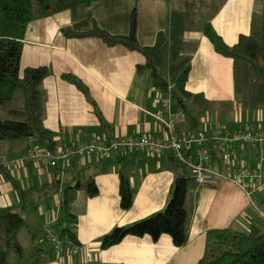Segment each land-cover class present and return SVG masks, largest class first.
I'll return each instance as SVG.
<instances>
[{
  "label": "crops",
  "instance_id": "0c3cea01",
  "mask_svg": "<svg viewBox=\"0 0 264 264\" xmlns=\"http://www.w3.org/2000/svg\"><path fill=\"white\" fill-rule=\"evenodd\" d=\"M182 2L102 0L28 25L20 69L46 67L50 70L42 81L45 93L42 125L54 133L57 153L91 138L161 136L163 119L182 111L181 106L158 90L159 83L152 80L148 71H137V66L144 63L140 53L122 46L108 47L97 38H65L61 31L82 33L96 25L111 35L125 36L135 10L137 42L142 47L152 46L158 32L168 34L171 11L180 9ZM252 2L222 0L205 20L210 21L227 45L232 46L240 35L250 32ZM202 24L194 23L183 36L181 55L191 60L186 91L203 94L213 105L235 100V108L240 109L234 98L232 60L214 52L201 33ZM63 75L79 80L88 89L90 100L62 79ZM165 100H169L168 106L164 105ZM185 112L187 117V109ZM245 113L251 114H243L245 117L235 114L234 120L251 115V122H264V109ZM212 126L208 123L205 128ZM198 128H202L199 121ZM188 129L187 119L177 125L179 132ZM32 147L44 149L46 146L35 138L0 142V166L6 167L16 183L9 182L0 172V208H21L20 188H34L24 202L27 207L22 212L28 228L19 233V242L21 236L30 247L44 241L46 225L56 221L57 227L66 226L75 234L78 247L77 250L66 248L61 253H54L47 247L42 264H197L204 253L209 230L240 232L238 230H249L252 225L264 223V209L258 208L253 200L256 194L248 197L238 186L224 181L216 188L200 190L192 209L189 241L185 247L174 248L170 238L163 235L156 243L149 237H127L120 244L101 251V238L114 228L163 210L177 179L168 169L167 158L131 152L109 159L93 156L59 160L58 168H50L23 160ZM10 163L15 164L9 166ZM81 170L85 171L84 177H93L98 195L89 198L84 191H78L70 206L73 218L64 222L59 214L58 195L46 194L38 188L56 181L57 171L63 173V182L77 177ZM119 173H125L130 179L133 205L128 211H122L119 205ZM260 204L264 205V200ZM30 210L36 214L33 221L28 214Z\"/></svg>",
  "mask_w": 264,
  "mask_h": 264
},
{
  "label": "trees",
  "instance_id": "16d2710c",
  "mask_svg": "<svg viewBox=\"0 0 264 264\" xmlns=\"http://www.w3.org/2000/svg\"><path fill=\"white\" fill-rule=\"evenodd\" d=\"M99 1L102 0H0V142L35 138L54 150L55 135L42 125L45 105L42 81L50 74V70L38 67L21 71L24 36L32 22L77 7H89ZM259 1L264 4V0ZM199 9L200 6L192 0L184 2L180 9L172 10L168 34L158 32L153 45L147 47H142L137 42L135 10L131 13L129 31L125 36L111 35L96 25L82 33L70 30H62L61 33L65 38H97L108 47L122 46L129 51L140 53L144 57V63L137 66V71H148L152 80L159 83L158 90L161 93L174 100L184 112L188 102L197 110L206 112L213 104L207 101L203 94H191L186 91L191 60L181 55L184 49V33L195 23ZM201 33L216 54L232 60L233 89L239 108L244 111L263 110L264 8L258 13H253L249 34L240 35L232 46L223 41L210 21L203 22ZM165 59L167 79L160 72ZM62 79L74 85L90 100L88 89L79 80L69 75H63ZM219 106L229 105L223 102ZM186 119L190 129H198L196 117L187 116ZM167 161L168 169L180 178V183L177 187L174 185L170 188L169 198L163 210L114 228L101 238V251L120 244L127 237H149L156 243L166 235L176 249L188 244L192 219L188 198L195 184L185 168L175 164L172 159L167 158ZM0 172L9 182L16 185L6 167L1 165ZM84 174L85 171L81 170L76 174L77 177L65 179L63 182L56 180L51 185L38 188L46 194L58 195L59 214L64 222L73 218L70 206L78 191H84L89 198L98 195L93 177H84ZM118 181L120 209L128 211L133 205L130 179L125 173H119ZM33 189L20 188L21 213L0 208V264H12L11 257L16 259V264L43 262L47 250L44 241H38L29 249H25L18 238L19 233L28 228L22 211L26 209L24 202ZM58 234L62 240H68L77 246L75 234L66 226L58 227ZM197 264H264V229L252 225L248 233L229 229L209 230L205 237L204 253Z\"/></svg>",
  "mask_w": 264,
  "mask_h": 264
},
{
  "label": "built area",
  "instance_id": "2783aa9c",
  "mask_svg": "<svg viewBox=\"0 0 264 264\" xmlns=\"http://www.w3.org/2000/svg\"><path fill=\"white\" fill-rule=\"evenodd\" d=\"M163 103L168 106L169 100ZM185 120L183 110L168 114L162 121L161 136L145 134L113 140L91 138L60 153L48 147H32L23 160L58 168L59 160L93 156L109 159L118 154L142 153L149 157L172 159L187 170L198 188H216L227 181L238 186L248 197L264 193V127L261 124L248 123L235 129L215 125L179 132L177 125ZM192 160L195 163L191 164ZM62 177L63 173L57 171L56 179L62 180ZM43 239L54 253H61L66 248L78 249L60 238L56 221L46 225Z\"/></svg>",
  "mask_w": 264,
  "mask_h": 264
},
{
  "label": "rangeland",
  "instance_id": "374dc122",
  "mask_svg": "<svg viewBox=\"0 0 264 264\" xmlns=\"http://www.w3.org/2000/svg\"><path fill=\"white\" fill-rule=\"evenodd\" d=\"M182 1H183L182 3H184L186 1H192V0H182ZM221 1L222 0H194V2L200 6V9L198 10L199 11L198 17L196 18L195 24L199 25L200 23L204 22L207 14L209 12L213 11L218 5H220ZM263 8H264V4L262 2H260L259 0H253L252 6H251V13H254V12L258 13ZM160 72L163 75V77L165 79H167V59L164 60L163 65L160 69ZM234 98L237 100V97L235 94H234ZM234 101L232 100V101H230V103H228L230 108L219 106L218 103H216L211 107V109L209 111H206V112H201V111L195 109L194 107H192L191 103L188 102L186 104L187 115L196 117L198 119L199 123L201 124V127H202L201 129H204L205 125L208 123L210 125H213V126L219 125L221 127L227 128V129H235L237 127H242L246 123H253V122H251V115H249L248 118H244L241 120H234L235 114H237V115L240 114L242 116H243V114L245 116H247L248 114H251V113H245V111L235 108ZM216 105H218V106H216ZM245 116H243V117H245ZM202 119H203V121H202ZM254 123L261 124L264 127L263 120H262V122L259 121V122H254ZM190 163L191 164L195 163V161L192 160ZM201 189H205V188L204 187L198 188L195 186L190 191L188 202H189L191 210L194 209V204L198 199L199 192ZM253 200L256 203V206L258 208H260L261 210L264 209V205L260 204L261 200H264V194L263 195L256 194L253 197ZM13 211L17 212V213H21L20 207H18L17 209L16 208L13 209ZM28 214L33 221L35 216H36L34 211L30 210ZM22 215H23V212H22ZM260 224L261 225L259 227L261 229H264V223L260 222ZM26 230L27 229H24V231H26ZM238 231H240L241 233H248L249 230H247V229L242 230L241 229ZM25 241L26 240L24 239V237L21 236L20 237V243L22 244V246L25 249H29L30 246H28ZM10 261L12 264H16V262H17L14 257H11Z\"/></svg>",
  "mask_w": 264,
  "mask_h": 264
},
{
  "label": "water",
  "instance_id": "95a60500",
  "mask_svg": "<svg viewBox=\"0 0 264 264\" xmlns=\"http://www.w3.org/2000/svg\"><path fill=\"white\" fill-rule=\"evenodd\" d=\"M179 183H180V178H177V179L175 180V183H174L175 187H177V186L179 185Z\"/></svg>",
  "mask_w": 264,
  "mask_h": 264
}]
</instances>
